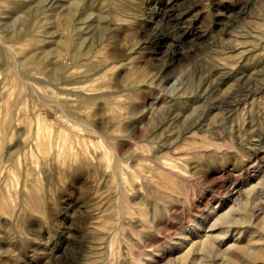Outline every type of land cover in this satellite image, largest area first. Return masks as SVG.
<instances>
[{
    "label": "rangeland",
    "instance_id": "obj_1",
    "mask_svg": "<svg viewBox=\"0 0 264 264\" xmlns=\"http://www.w3.org/2000/svg\"><path fill=\"white\" fill-rule=\"evenodd\" d=\"M132 8L131 52L104 94L58 75L51 83L61 45L43 40L61 30L40 24L39 13L28 26H0V264H264V119L250 130L248 115L226 124L224 111H212L203 130L164 138L166 107L176 94L196 95L202 63L254 60L244 49L260 47L264 0ZM250 28L255 41L242 38ZM178 45L185 51L173 63ZM80 65L84 76L91 64ZM166 65L172 79L152 89ZM134 68L149 77L126 92L117 85ZM255 103L253 117L264 118V92Z\"/></svg>",
    "mask_w": 264,
    "mask_h": 264
},
{
    "label": "bare ground",
    "instance_id": "obj_2",
    "mask_svg": "<svg viewBox=\"0 0 264 264\" xmlns=\"http://www.w3.org/2000/svg\"><path fill=\"white\" fill-rule=\"evenodd\" d=\"M138 2L139 0H0V12H6L0 14V26L15 23L28 26L35 18L30 14L39 13L38 15L42 16L40 24L50 30H61L59 34L57 32L48 34L43 40L53 48L57 38L61 45L59 55L63 59V65L59 69L52 67L48 70L51 83L59 84L52 82L55 75H58L63 83L75 85L77 91L82 89L84 93L104 94L113 88L112 84L116 85V80L106 84L105 79L118 73L119 62L124 60L128 51L131 52V42L135 34L129 27L135 25L129 24L127 18L135 16L132 6ZM18 6H23L22 12L15 9ZM261 28L264 33V26ZM253 33L254 29L250 28V31L242 34V38L246 41L247 39L255 41ZM261 37L258 49L248 47L244 49L245 53L255 55L250 65H242V61L237 66L221 68L219 65L206 62L197 68L196 75L200 81L196 95L190 97L187 102H182L180 96L176 94L166 107L164 122L171 123V128L164 135L165 139L180 138L196 129L203 130L207 122L206 114L212 111H224L220 121L226 124H232L236 118L248 115V119L251 120L250 130L257 121L264 119L261 115L255 118L252 114L257 96L264 92V35ZM245 44L250 42L243 43ZM178 46L171 59L173 63L185 51L181 45ZM53 54L54 50L50 51L46 58ZM84 62L91 66L85 75L81 76L80 64ZM174 68L173 65L163 67L152 89L163 88L172 79ZM132 72L133 74L129 75V83L117 85L123 87L126 92L138 90L142 85L138 80L149 77V72L143 69L134 68ZM74 77L86 81L74 84L71 81L75 79ZM133 77L137 81H132ZM229 82H233L234 87L225 95L219 96L220 88ZM178 86L177 82L172 93L180 92L181 87ZM178 111L180 115L182 114L181 122L174 119V114ZM190 111L192 112L190 117L183 115ZM181 123L187 126L186 130L180 129ZM153 134L157 132L154 131ZM246 135L247 133H242V137Z\"/></svg>",
    "mask_w": 264,
    "mask_h": 264
}]
</instances>
